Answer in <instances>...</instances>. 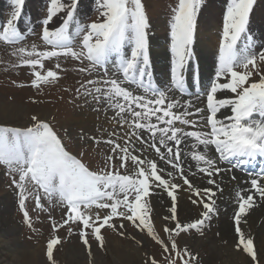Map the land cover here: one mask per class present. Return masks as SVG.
I'll return each instance as SVG.
<instances>
[{"label": "snow or ice", "instance_id": "snow-or-ice-1", "mask_svg": "<svg viewBox=\"0 0 264 264\" xmlns=\"http://www.w3.org/2000/svg\"><path fill=\"white\" fill-rule=\"evenodd\" d=\"M80 3L50 0L39 33L19 27L25 0H10V18L0 21V45L14 58L10 67L30 74L28 83H11L35 90L30 103H41L45 89L68 74L67 62H75L74 71L87 78L62 91L72 94L69 103L111 125L81 127L73 153L66 142L71 131L59 132L54 116L32 114L23 127L0 123V168L27 228L38 234L40 216L48 223L47 264H58L57 253L73 239L94 264L108 233L143 249L142 264H197L198 255L181 238L203 237L219 219L225 179L237 181L233 169L253 177L247 194L234 197L233 249L247 264H264V249L243 227L264 201V42L257 44L249 29L256 0H230L215 71L203 90L196 45L204 0H178L172 10L167 85L153 74L144 0H94L101 19L91 23L79 19ZM37 34L45 47L27 43ZM191 96L204 97L205 106ZM223 109L229 112L218 118ZM90 151L99 157L96 167L85 160ZM182 194L194 216L184 214Z\"/></svg>", "mask_w": 264, "mask_h": 264}, {"label": "rangeland", "instance_id": "rangeland-1", "mask_svg": "<svg viewBox=\"0 0 264 264\" xmlns=\"http://www.w3.org/2000/svg\"><path fill=\"white\" fill-rule=\"evenodd\" d=\"M27 1H28L27 7L30 9V16L24 20L23 26L24 28H30V29L35 28L37 29L36 31L38 33L40 30V22L47 15V7L49 6L50 1L48 2H46V0H27ZM227 1L228 0H204V5L201 8V15L199 16V18L203 16V18L210 20L211 18H216L217 14L219 13L218 23L216 24V26L214 27V25L210 24L214 30V32L212 31L213 35L216 36V40L214 42L215 44H212L213 46L211 45L210 46L211 48H207L208 52L205 54V56L201 55L200 53L202 52L197 51L198 48H196L197 58L198 59L200 58L201 61L200 64H202L203 60L205 61L203 62V68H202L204 72L207 70L210 71L212 70L211 67H209V69L206 68L204 64L209 63L211 57L212 59H215L218 56L219 47H217L216 44L217 42H221L224 16L227 9V7L221 9L220 5H223V7L226 6ZM144 2L146 4V9L150 17V23L152 25L151 38L157 40L158 37H161L160 40L162 39L166 43V47H164L162 51L164 52L165 50V52H167L170 46L169 23L171 16L173 14L172 10L177 6L178 0H144ZM256 2L258 3L260 2V3L259 4L256 3L254 8H256L257 4L258 6H260L262 3H264V1L262 0H256ZM84 4L85 7L82 10L81 8L84 6ZM86 4L88 5V8L86 7ZM208 5L209 7L207 8ZM217 5L219 6L218 8ZM0 6H1V11L6 16V20L9 19L11 12L13 11L12 7L10 6V0H0ZM212 6L215 7V10L212 9ZM203 8L205 9L202 10ZM206 9L207 10L209 9L208 11H210V16L205 15ZM78 17L81 20V22L84 23H90V21L94 22L101 19L99 13L96 11V4L94 3V0L81 1V4H79L78 6ZM24 18L25 15L23 19ZM154 21L157 24L158 27L157 29H154L156 28V25L153 26ZM55 22L56 21L54 20L53 23ZM249 29L253 37H256L257 33L259 34L260 32V29L257 28L256 19L252 18V13L250 15ZM35 36L36 35H32L30 37V40L28 39L29 44L36 42L40 47H42V44L38 40V37ZM261 39L264 40V35H261ZM261 39L260 42H262ZM10 51L11 50H8V48H5V50L0 49V111H1L0 123H7V124L23 127L30 123L29 117L32 114H39L41 117H47V118H51L54 116L55 120L53 121V123L59 132L63 134L64 129H68L69 131H71L73 139L68 140L66 138V142L68 143V146L73 151V153L78 151V145L74 138L76 136V133L79 131L81 127L88 130H94L95 128H98L101 125H103L105 128L108 129L111 128V125H109L106 122L105 117L103 115H101L100 119L97 120V114L90 111V109L82 110L80 107L74 106L72 103H69V101L72 99V94L62 91L63 87H69L75 89V87L78 86L79 80L87 78L81 76L80 74L74 71L75 62H71V61L67 62L69 64V72L65 76V78L56 87L45 89L44 94L42 96H39V99L42 101L41 103L33 104L29 102V98L37 95L34 89L17 88L14 87L11 83L12 81L28 83L30 80V74L27 69H15L10 67V62L14 60V58L11 57L9 54ZM151 54H154V52H151ZM162 55L164 57V54ZM162 55L156 56V60H157L156 68L159 74H162V72L165 69L164 67H160L157 65L159 62L162 61V60L158 61ZM162 63L164 64V62ZM212 75L213 72L211 76ZM209 78L201 81L202 85L207 84L209 82ZM226 95H230V94H226ZM61 97H63V99H61ZM81 103H83V101L76 102L77 105ZM108 115L111 116V113H109ZM85 160L93 167H96L100 164L99 157L94 151H90L89 154L85 157ZM0 181L4 182L3 184L7 187L6 189L8 191H11L12 206L10 208V213H12V217L14 221H16L20 227V231L18 232L19 246L21 245L19 248L20 252L23 249L26 250L27 248H31L34 251V254L36 255L39 254L37 256L46 262L45 244H46V240L49 238V226L46 219L44 218V216H40V220L43 221V223L40 222L35 223V227L39 229L38 234H34L31 230H29L23 221L22 213L18 209L17 206L18 197L15 195L14 189L9 188L10 179L5 174L3 168H0ZM28 207L31 212L32 209L31 201H29ZM156 207L158 209V206ZM161 208L162 210L161 211L158 210V211L160 213H163L164 208L163 207ZM7 212L8 209H6L5 213L7 214ZM31 214L33 215L35 220L36 213L32 212ZM54 215L57 218H59L60 216L59 208L56 210ZM157 227L159 228V222H157ZM129 230L134 232L133 229H129ZM204 236L203 237L196 235L185 236L181 238L180 242L182 244H187V246L194 253L198 255L199 259L197 264H217L214 263L216 262L215 260L208 259L210 257L209 256L210 253L208 252L209 249L212 248L211 247L212 244H207L206 246H205L206 243L202 244V241L204 240ZM192 243L199 246V249ZM222 247L227 248L226 242L221 243L220 248L222 249ZM152 250L156 251L155 248H153ZM142 256H143V249L137 248L133 242H131L130 240H123L120 237L113 235L112 233H108L106 250L100 251L96 249L94 251V264H142ZM57 259H58V264H88L85 253L83 252L81 246L76 242L75 239L63 245V247L57 253ZM235 264H240V263H235ZM245 264H247V261L245 262Z\"/></svg>", "mask_w": 264, "mask_h": 264}, {"label": "bare ground", "instance_id": "bare-ground-1", "mask_svg": "<svg viewBox=\"0 0 264 264\" xmlns=\"http://www.w3.org/2000/svg\"><path fill=\"white\" fill-rule=\"evenodd\" d=\"M211 4V3H210ZM209 4V5H210ZM207 6V8L209 7ZM151 6V5H150ZM219 6L217 5V8ZM223 5H220V8ZM212 9L215 10V7L212 6ZM209 10V9H208ZM205 10V15L210 16V11ZM213 12V11H212ZM218 12V11H217ZM255 19L257 21V28L260 29V33H257V36L254 37L257 44H259L261 35H264V3L258 6L257 9L254 10ZM218 15L216 18H211L210 20L202 17L199 18V31H198V41L196 48L197 51H201V55L205 56L208 52L207 48H211L212 44H215L216 36L213 35V28L211 25L216 26L218 23ZM205 17V16H204ZM211 21V23H210ZM155 22V21H154ZM153 22V26L157 24ZM211 24V25H210ZM213 31V32H212ZM161 37H158L157 40L153 39V44L155 47H152L154 54H151L153 63H157L156 56L162 55L163 53V40ZM160 40V41H159ZM262 40V39H261ZM245 41L242 39L240 41V46L242 47ZM220 45V44H219ZM213 46V45H212ZM158 47V49H157ZM211 52V49H210ZM203 62H205L203 60ZM202 62V66H203ZM207 62V61H206ZM165 68V65L163 64ZM214 67V66H213ZM209 69V67H206ZM200 78L201 81L208 79L212 71L207 70L204 72L203 69L200 68ZM201 86L202 83H201ZM226 95V94H222ZM229 110L223 109L221 113L218 114V118H223V116L228 113ZM8 114V113H6ZM1 115V111H0ZM9 116V115H8ZM12 116V115H11ZM9 118V117H8ZM250 179L248 177L243 178L242 176L237 177V181L228 182L227 178L225 179V191L218 201L221 207V216L218 220H214L212 222V226L210 229L206 230V235L204 236L203 243L212 244V248L209 249L210 257L208 259L215 260L217 264H245L246 258L237 253L233 249V232L231 228V216L233 214V210L235 208L234 197L237 193L243 191L247 194V191L250 187L247 181ZM4 182L0 181V264H46V262L37 255L34 254V251L31 248H27L26 250H22L20 252L19 246V224L14 221L12 217V213H10V208L12 206L11 199V191H8L6 186L3 184ZM181 205L183 206V212L186 216H193L196 214L195 210L192 208L190 204L187 203L185 196L182 194L181 196ZM153 205L158 206V210H162L160 207V203L157 199H153ZM6 209H8L7 214ZM229 219V220H228ZM247 224L243 225L245 230L249 232L252 236L255 237L256 244L260 249H264V201H257L256 206L252 208L248 218ZM219 233V235H218ZM213 236V237H212ZM226 242L227 248H220L221 243ZM201 243V242H200ZM195 245L194 243H192ZM23 246V244H22ZM25 246V245H24ZM198 249L199 246L195 245ZM204 247V246H203ZM22 248V247H21ZM135 256V255H134ZM71 263V262H70Z\"/></svg>", "mask_w": 264, "mask_h": 264}]
</instances>
